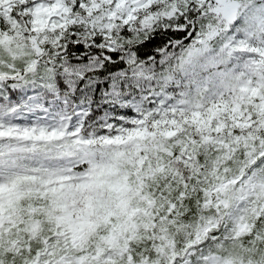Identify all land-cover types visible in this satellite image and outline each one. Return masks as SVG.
Instances as JSON below:
<instances>
[{
    "label": "snow or ice",
    "instance_id": "obj_1",
    "mask_svg": "<svg viewBox=\"0 0 264 264\" xmlns=\"http://www.w3.org/2000/svg\"><path fill=\"white\" fill-rule=\"evenodd\" d=\"M0 264H264V0H0Z\"/></svg>",
    "mask_w": 264,
    "mask_h": 264
}]
</instances>
